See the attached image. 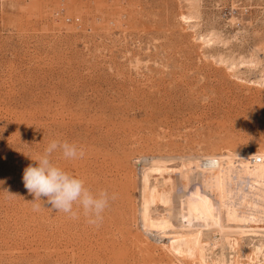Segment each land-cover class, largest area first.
I'll list each match as a JSON object with an SVG mask.
<instances>
[{"label": "rangeland", "instance_id": "rangeland-1", "mask_svg": "<svg viewBox=\"0 0 264 264\" xmlns=\"http://www.w3.org/2000/svg\"><path fill=\"white\" fill-rule=\"evenodd\" d=\"M52 139L85 152L56 166L116 195L99 227L34 210L23 170ZM262 149L264 0H0V264H194L145 231L143 166ZM252 239L238 264H264Z\"/></svg>", "mask_w": 264, "mask_h": 264}, {"label": "bare ground", "instance_id": "bare-ground-1", "mask_svg": "<svg viewBox=\"0 0 264 264\" xmlns=\"http://www.w3.org/2000/svg\"><path fill=\"white\" fill-rule=\"evenodd\" d=\"M261 156L264 149L209 154L201 160L194 156L151 160L142 169L140 210L145 231L162 233L171 254L177 253L171 241L181 240L177 249L185 255L194 254V264H238L242 255L251 261L249 253L240 251L253 236L264 237L252 227L264 224V161H249ZM235 158L241 162L239 167ZM158 205L166 207L163 214ZM175 210L178 219H174ZM212 220L217 221L220 237L209 235ZM251 249L250 254L257 257L263 254V239H257Z\"/></svg>", "mask_w": 264, "mask_h": 264}, {"label": "clouds", "instance_id": "clouds-1", "mask_svg": "<svg viewBox=\"0 0 264 264\" xmlns=\"http://www.w3.org/2000/svg\"><path fill=\"white\" fill-rule=\"evenodd\" d=\"M56 152L69 160L82 159L85 155L84 150L74 143L52 139L43 154L35 160L36 165H29L23 170L22 182L29 194L34 196V210L41 207L36 201L46 197L53 209L77 219L78 213L73 210V206L78 204L83 209L87 223L99 227L110 200H115L116 195H109L106 190L93 194L82 179L75 178L52 162L51 156Z\"/></svg>", "mask_w": 264, "mask_h": 264}, {"label": "built area", "instance_id": "built-area-1", "mask_svg": "<svg viewBox=\"0 0 264 264\" xmlns=\"http://www.w3.org/2000/svg\"><path fill=\"white\" fill-rule=\"evenodd\" d=\"M68 20H70V19L68 18ZM249 161L251 163H260V162L264 161V156L257 157V158L252 157V158L249 159Z\"/></svg>", "mask_w": 264, "mask_h": 264}]
</instances>
